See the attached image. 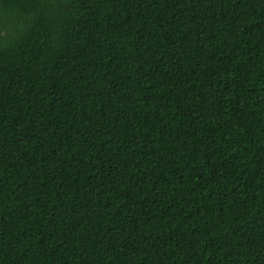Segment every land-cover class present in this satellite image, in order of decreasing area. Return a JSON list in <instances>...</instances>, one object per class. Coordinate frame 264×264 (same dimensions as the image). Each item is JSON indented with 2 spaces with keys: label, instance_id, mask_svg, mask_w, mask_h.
<instances>
[{
  "label": "trees",
  "instance_id": "obj_1",
  "mask_svg": "<svg viewBox=\"0 0 264 264\" xmlns=\"http://www.w3.org/2000/svg\"><path fill=\"white\" fill-rule=\"evenodd\" d=\"M0 264H264V0H0Z\"/></svg>",
  "mask_w": 264,
  "mask_h": 264
}]
</instances>
